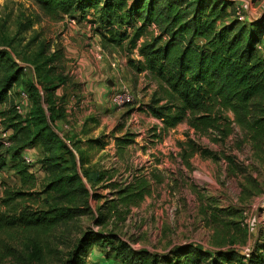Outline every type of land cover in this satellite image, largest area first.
<instances>
[{
	"label": "rangeland",
	"instance_id": "1",
	"mask_svg": "<svg viewBox=\"0 0 264 264\" xmlns=\"http://www.w3.org/2000/svg\"><path fill=\"white\" fill-rule=\"evenodd\" d=\"M246 1L239 5L248 19L250 15L255 19L264 9V0ZM227 11L232 18L234 6ZM85 21L68 15L46 16L31 0H0V49L26 66L19 83L39 103L29 102L20 114L11 102L1 107L0 145L3 132L10 127L11 131L20 129L18 122L22 121L34 140L19 152L25 161L31 159L26 163L37 177L33 187L25 186L32 195L21 203L37 209L48 206L42 204L43 199L52 200L53 192L45 190L56 177L47 175L41 165L49 158L53 163L61 162L58 170L64 167V174H78L72 203L88 212L58 227L46 240L39 239V245L50 252L38 261L29 258L32 243L26 236L14 229L0 230V264H64L85 232L114 234L135 250L157 255L182 245L209 252L236 250L242 255L253 251L264 228V144L251 143L233 112L225 113L230 122L223 121L231 128L228 136L214 130L197 131L188 121L164 132L162 121L148 108L159 84L147 70L139 69L140 54L129 49L128 40L105 47L102 36L106 30ZM98 48L102 58H98ZM91 69L94 72L88 76ZM60 77L68 80L64 83ZM44 84L59 85L54 97L66 112L56 123L51 120L46 97L42 98ZM124 86L133 101L114 105L111 96ZM80 119L83 124L77 123ZM65 123L71 128H64ZM56 129L58 138L52 135ZM126 135L130 142L118 147L116 138ZM179 141H185L188 153L196 149L188 163L180 157ZM17 149L14 142L11 148L2 147L8 164L0 171V197L6 186H21L13 169L15 162L9 157ZM131 173L145 177L151 193L130 209L125 220L112 216L97 224L99 207L115 197L116 188L110 183L125 182ZM95 194L99 198H94ZM0 213L17 216L4 206H0ZM94 241L91 250L100 253ZM107 253L108 261H96L94 255L89 264H123L115 261L112 251H101L102 256Z\"/></svg>",
	"mask_w": 264,
	"mask_h": 264
},
{
	"label": "trees",
	"instance_id": "2",
	"mask_svg": "<svg viewBox=\"0 0 264 264\" xmlns=\"http://www.w3.org/2000/svg\"><path fill=\"white\" fill-rule=\"evenodd\" d=\"M31 1L46 16L68 15L81 22L88 19L93 26L99 25L106 30L102 36L105 47L121 45L128 40L129 49H137L141 56L137 61L139 69L147 70L159 84L148 108L152 116L162 121L164 132L188 121L197 131L214 130L228 136L231 128L223 121L230 122L225 113L233 112L235 122L251 143L264 144V15L255 20L246 18L247 24L235 17L239 4L235 6L225 0L220 4L218 0ZM230 4L234 6L232 18L227 11ZM153 26L156 30L150 31ZM95 30L100 31L97 27ZM34 71L38 74L36 66ZM25 73L26 66L18 64L9 52L0 49V114L1 107L7 102H11L19 113L15 100L21 91L27 92L30 103L39 104L19 83ZM60 79L64 83L68 80L67 77ZM32 83L36 82L32 80ZM49 86L44 84L42 98L46 97L51 120L56 123L65 117L66 109L58 106L54 97L59 85ZM23 122H18L22 124L18 130L7 128L11 145L6 146L3 142L0 145V171L8 164V156L2 147L11 148L13 142L18 145L9 157L15 162L13 169L21 179L20 187L6 186L0 197V206L17 213L11 217L0 213V230L14 229L26 236L32 243L29 258L38 261L50 252L39 245V239L46 240L45 237L53 236L58 227L88 212L72 203L76 191L73 183L79 179L78 174H64V167L58 170L61 162L53 163L49 158L42 160L41 165L47 175L56 177L45 190L53 192L52 200L49 197L43 199L42 204L48 205L46 208L43 205L37 209L23 206L21 202L32 195L25 186L33 187L37 182V177L19 154L34 141L31 130ZM59 133L58 129L52 131L56 138ZM128 140L127 135L117 137L118 147L128 144ZM67 141L71 145L72 141ZM179 144L182 147L180 157L188 163L196 149L192 148L188 153L184 148L185 141H179ZM131 175L125 182L110 183L109 186L116 188L113 191L115 197L99 207L101 213L97 224L106 223L112 216L125 220L130 209L139 206L151 193V185L145 177L137 173ZM94 198L99 195L95 194ZM86 203L88 200L85 199ZM123 208L127 212L124 213ZM93 240L98 242L100 254L104 249L112 251L115 261L120 260L123 264H264V228L248 258L236 250L209 252L193 245H182L167 254L157 255L147 250H135L114 234L85 232L64 264H89L90 256L94 255L96 261H108V253L99 257L93 254Z\"/></svg>",
	"mask_w": 264,
	"mask_h": 264
},
{
	"label": "built area",
	"instance_id": "3",
	"mask_svg": "<svg viewBox=\"0 0 264 264\" xmlns=\"http://www.w3.org/2000/svg\"><path fill=\"white\" fill-rule=\"evenodd\" d=\"M242 6L238 5L235 9V17L241 21H245L246 20V16L241 8ZM101 48V47H100ZM98 48L96 50L97 54H98V58H102V53L100 52L101 49ZM111 102L114 103V105H123L125 103H128L130 101H133V96L130 92V90L127 87H122L120 90L116 91L112 96H111ZM29 97L27 92L25 91H21L20 95L18 97V99L15 100V108L19 113H23L26 110L27 105H29ZM3 139L2 142L4 145L9 146L11 145V140L9 139L10 136V132L8 131H4L3 134ZM26 162L30 163L31 159L30 158H26ZM246 257L250 256L251 252H244Z\"/></svg>",
	"mask_w": 264,
	"mask_h": 264
},
{
	"label": "crops",
	"instance_id": "4",
	"mask_svg": "<svg viewBox=\"0 0 264 264\" xmlns=\"http://www.w3.org/2000/svg\"><path fill=\"white\" fill-rule=\"evenodd\" d=\"M226 2H228V3H230V2H235V6H236V4H241V3H246L247 1L246 0H225ZM264 3V2H263ZM230 7H231V4L230 5H228V8L230 9ZM262 15H264V9L261 11V13H259L258 14V16H256V18L255 19H257V18H259V17H261ZM250 18H252L251 17V15H250ZM253 19V18H252ZM254 19V20H255ZM85 22V21H84ZM86 23V22H85ZM134 51L135 52H137L138 53V50L137 49H134ZM92 54H93V51H92ZM139 57V56H138ZM111 65L112 66H115L116 65V63H114V62H111ZM87 69H89V67L87 68ZM94 72V69H91L90 70V72H89V74L87 73V75L88 76H90V74H92ZM110 81V80H109ZM98 97V96H97ZM97 97H95V98H97ZM73 98H75V97H73ZM72 98V99H73ZM71 99V100H72ZM71 100H69V102H71ZM68 106H69V104H68ZM69 118V114L68 115H66V120ZM66 120H61V121H66ZM77 123L79 124H83L84 123V121H81V119L80 120H78L77 121ZM64 128H71V126H69L67 123H65V127ZM59 129H62V128H59ZM72 133V132H71ZM95 254L97 255V254H99V255H101L100 253H97V252H95ZM99 257V256H98Z\"/></svg>",
	"mask_w": 264,
	"mask_h": 264
}]
</instances>
